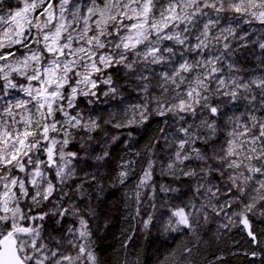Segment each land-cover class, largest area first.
Listing matches in <instances>:
<instances>
[{
  "label": "snow or ice",
  "instance_id": "obj_1",
  "mask_svg": "<svg viewBox=\"0 0 264 264\" xmlns=\"http://www.w3.org/2000/svg\"><path fill=\"white\" fill-rule=\"evenodd\" d=\"M133 179L116 264H229L234 228L264 264V0H0V264H106Z\"/></svg>",
  "mask_w": 264,
  "mask_h": 264
},
{
  "label": "trees",
  "instance_id": "obj_2",
  "mask_svg": "<svg viewBox=\"0 0 264 264\" xmlns=\"http://www.w3.org/2000/svg\"><path fill=\"white\" fill-rule=\"evenodd\" d=\"M103 100V98H101ZM102 108H107L106 104H101ZM156 127V124H150L144 129L133 130V138L127 137V130H124V135L121 136V141L113 145L111 151L113 160L118 158L129 159L132 157L133 151L143 152L148 144L151 133ZM115 134V133H114ZM127 140L131 146V151L125 148L124 141ZM139 169H137L138 171ZM133 181L129 182L128 188L120 186L119 188L105 187L103 193L102 206L108 212V227L103 231L102 238L99 240V252L101 259L106 264H116L117 261H122L125 256L129 260L133 259L130 254L136 249L132 246L122 248V243H127L126 236L132 234L136 221L132 219L134 215L133 209L125 207L124 204V192L128 191L132 187ZM131 203V201H129ZM217 225L210 224L208 228L211 229L208 232L206 239L210 240L213 234L216 232ZM253 229L260 235L262 241H264V222L257 221L253 224ZM172 239H169L168 245L161 249V254L166 252L172 245ZM176 243H179L177 240ZM221 247L225 250V255L228 257L229 264H259V260L253 262L250 256H246L250 250L256 248V245L250 242V239L246 236L245 232L240 228H234L230 233L226 234L221 241ZM217 249L215 246L209 251L204 252V255H211V252H215ZM260 251V249H256ZM198 260L200 257L197 258Z\"/></svg>",
  "mask_w": 264,
  "mask_h": 264
},
{
  "label": "water",
  "instance_id": "obj_3",
  "mask_svg": "<svg viewBox=\"0 0 264 264\" xmlns=\"http://www.w3.org/2000/svg\"><path fill=\"white\" fill-rule=\"evenodd\" d=\"M245 232V231H244ZM245 234H246V232H245ZM247 236V235H246ZM248 237V236H247ZM249 238V237H248ZM250 239V238H249Z\"/></svg>",
  "mask_w": 264,
  "mask_h": 264
}]
</instances>
